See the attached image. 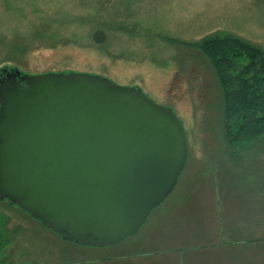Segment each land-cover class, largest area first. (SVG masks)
<instances>
[{
	"label": "rangeland",
	"instance_id": "374dc122",
	"mask_svg": "<svg viewBox=\"0 0 264 264\" xmlns=\"http://www.w3.org/2000/svg\"><path fill=\"white\" fill-rule=\"evenodd\" d=\"M97 27L106 29L102 45L90 39ZM214 36L242 38L264 54V0H0V73L100 75L170 108L183 124L188 158L168 197L183 181L233 180L238 170L251 184L258 172L264 175V132L242 143L225 141L221 88L194 46ZM162 204L151 214L169 216ZM256 209L243 212L241 238L255 234L246 219ZM257 223L259 239L242 242L252 249L250 264H264V220ZM110 250L67 241L0 199V264H106Z\"/></svg>",
	"mask_w": 264,
	"mask_h": 264
},
{
	"label": "water",
	"instance_id": "95a60500",
	"mask_svg": "<svg viewBox=\"0 0 264 264\" xmlns=\"http://www.w3.org/2000/svg\"><path fill=\"white\" fill-rule=\"evenodd\" d=\"M1 74L0 199L78 244L134 235L186 164L181 120L100 75Z\"/></svg>",
	"mask_w": 264,
	"mask_h": 264
},
{
	"label": "crops",
	"instance_id": "0c3cea01",
	"mask_svg": "<svg viewBox=\"0 0 264 264\" xmlns=\"http://www.w3.org/2000/svg\"><path fill=\"white\" fill-rule=\"evenodd\" d=\"M239 172L233 180L183 181L176 189L178 197L173 194L163 201V212L170 210L169 216L150 212L145 221L150 227L137 238L132 235L122 240V248L107 246L114 254L105 258L106 264H250L252 249L242 242L259 239L257 222L264 220V175L258 172L256 182L249 184L241 180ZM256 186L259 192L252 191ZM249 205L257 207L255 216L246 219L255 234L241 238L237 226L247 217L243 212H250Z\"/></svg>",
	"mask_w": 264,
	"mask_h": 264
},
{
	"label": "trees",
	"instance_id": "16d2710c",
	"mask_svg": "<svg viewBox=\"0 0 264 264\" xmlns=\"http://www.w3.org/2000/svg\"><path fill=\"white\" fill-rule=\"evenodd\" d=\"M118 28L125 27L119 25ZM89 35L97 45L104 44L107 38L104 27H97ZM194 46L212 65L221 88L225 141L242 143L261 135L264 132L262 50L242 38L231 36L210 37Z\"/></svg>",
	"mask_w": 264,
	"mask_h": 264
},
{
	"label": "flooded vegetation",
	"instance_id": "af4514ba",
	"mask_svg": "<svg viewBox=\"0 0 264 264\" xmlns=\"http://www.w3.org/2000/svg\"><path fill=\"white\" fill-rule=\"evenodd\" d=\"M4 76H5V74H1V73H0V79H3ZM20 84H22V83H20Z\"/></svg>",
	"mask_w": 264,
	"mask_h": 264
}]
</instances>
